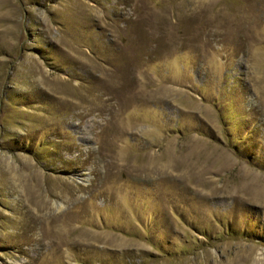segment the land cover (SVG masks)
<instances>
[{"label":"rangeland","instance_id":"374dc122","mask_svg":"<svg viewBox=\"0 0 264 264\" xmlns=\"http://www.w3.org/2000/svg\"><path fill=\"white\" fill-rule=\"evenodd\" d=\"M0 264H264V0H0Z\"/></svg>","mask_w":264,"mask_h":264}]
</instances>
